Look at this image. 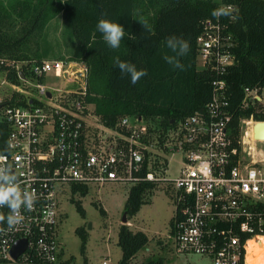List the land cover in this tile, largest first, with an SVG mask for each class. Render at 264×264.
I'll return each mask as SVG.
<instances>
[{
  "label": "built area",
  "instance_id": "built-area-1",
  "mask_svg": "<svg viewBox=\"0 0 264 264\" xmlns=\"http://www.w3.org/2000/svg\"><path fill=\"white\" fill-rule=\"evenodd\" d=\"M231 4H220V6ZM233 6V5H232ZM233 15V13H232ZM226 19L204 17L194 37L195 64L211 70L202 108L171 119L121 115L105 125L85 99L87 65L68 57L0 58V121L4 150L21 186L37 201L22 210L20 225L0 231L6 263L56 264L62 255L60 201L71 186L116 183L127 189L142 180L173 190L166 237L176 253L208 256L211 264H245L247 241L264 235V152L256 149L253 124L240 117L232 133L224 74L233 65L235 40ZM199 63V64H197ZM13 70L17 80H10ZM62 84H56L55 80ZM264 86H242L240 106L264 100ZM12 97V102L8 100ZM177 152L175 174L165 173L167 154ZM7 208L0 212L8 213ZM24 240L16 258L10 249Z\"/></svg>",
  "mask_w": 264,
  "mask_h": 264
},
{
  "label": "trees",
  "instance_id": "trees-1",
  "mask_svg": "<svg viewBox=\"0 0 264 264\" xmlns=\"http://www.w3.org/2000/svg\"><path fill=\"white\" fill-rule=\"evenodd\" d=\"M220 4H231L235 8L233 16L236 19L230 18L228 27L235 40L236 61L228 66L224 77L232 109L230 125L232 133L236 134L238 118L264 119L261 102L240 106L242 86H264V0H0V58H32L17 53V46L29 33L41 30L48 20L59 14L71 40L67 57L82 60L87 65L85 99L93 103L100 120L111 126L117 117L126 114L158 119L160 125L166 126L171 119L202 108L209 97L215 74L196 67L194 37L200 29V21L212 17V11ZM12 18H17L21 24V33L16 36L5 30L6 20ZM101 18L124 27L125 35L118 49H111L96 30ZM172 36L183 38L190 45L188 53L178 58L182 69L174 68L163 58L174 55L165 43ZM46 54L47 49L43 48L33 59L44 58L41 55ZM116 57L134 64L137 70H146L147 75L133 85L130 77L122 75L115 65ZM7 77L17 80L13 70L7 72ZM5 133L6 126L0 121V151L4 150ZM152 187L154 183L142 180L127 189L122 205L126 219L148 201L144 193ZM76 190L80 195L87 191L85 186L73 184L71 192ZM72 201L75 210L83 216L80 201L73 198ZM97 208L99 213H104L102 207ZM168 223H172V215ZM73 231L79 237L83 264H87L84 255L87 233L82 226H75ZM147 240L143 230H133L120 223L115 239L120 250L118 263L164 264L163 257L154 254L147 255L141 262L131 261ZM255 246L257 249L256 241ZM0 264L7 263L0 259ZM236 264H242L241 258Z\"/></svg>",
  "mask_w": 264,
  "mask_h": 264
},
{
  "label": "rangeland",
  "instance_id": "rangeland-1",
  "mask_svg": "<svg viewBox=\"0 0 264 264\" xmlns=\"http://www.w3.org/2000/svg\"><path fill=\"white\" fill-rule=\"evenodd\" d=\"M20 25L17 18H12L6 20L5 30L16 36L21 33ZM70 44L71 40L66 35V28L60 15L57 14L48 20L41 30H33L29 33L17 46V53L33 58L45 48L47 54L41 55L45 58L67 57ZM55 83L61 85L62 81L56 79ZM261 104L264 107V100ZM254 146L264 152V141L255 140ZM178 164L179 154L177 152L167 154L165 173L169 176L175 174ZM126 191L127 186L125 185L106 183L100 186H89L83 195L78 192L71 193V198L78 199L84 208L83 216L75 210L72 200L65 199V195L61 197L59 229L62 255L59 256L60 264H83L82 254L79 252V237L73 231L75 226H82L87 233L84 248L87 264H119L120 250L113 240L116 239V230L120 223L126 224L133 230H143L149 238L131 260L134 263L149 254H154L162 256L164 264H211L208 256L180 254L172 249L170 240L166 237L168 220L173 213V190L171 188L162 183L155 184L144 193V198H148V201L142 203L133 216L122 222V205ZM98 206L102 207L104 213L98 212Z\"/></svg>",
  "mask_w": 264,
  "mask_h": 264
},
{
  "label": "clouds",
  "instance_id": "clouds-1",
  "mask_svg": "<svg viewBox=\"0 0 264 264\" xmlns=\"http://www.w3.org/2000/svg\"><path fill=\"white\" fill-rule=\"evenodd\" d=\"M235 11L234 6L225 5L215 8L212 11V16L216 18L230 17L236 19L232 13ZM96 30L102 34L105 43L111 49H118L121 41L124 38V27L118 22L101 18L96 24ZM167 48L174 53V55H165L163 58L166 63L172 65L174 68H183L179 61V57L185 56L189 49V42L179 37H169L166 40ZM115 65L119 68L122 75L127 74L130 77V82L134 85L142 77L147 75L146 70H137L132 63L121 61L119 57L114 60ZM38 197L35 190H28L21 186V181L13 171L12 166L7 161V156L0 154V209L7 208V214L0 212V226L7 225V230L21 224L24 220L22 210H31ZM0 227V231H4Z\"/></svg>",
  "mask_w": 264,
  "mask_h": 264
},
{
  "label": "bare ground",
  "instance_id": "bare-ground-1",
  "mask_svg": "<svg viewBox=\"0 0 264 264\" xmlns=\"http://www.w3.org/2000/svg\"><path fill=\"white\" fill-rule=\"evenodd\" d=\"M259 136L257 138H262ZM257 243V249L255 246ZM247 258V261H246ZM245 264H264V235L250 238L245 246Z\"/></svg>",
  "mask_w": 264,
  "mask_h": 264
},
{
  "label": "water",
  "instance_id": "water-1",
  "mask_svg": "<svg viewBox=\"0 0 264 264\" xmlns=\"http://www.w3.org/2000/svg\"><path fill=\"white\" fill-rule=\"evenodd\" d=\"M253 136L259 137L263 136L264 138V119L263 120H256L253 124ZM126 218L124 216V213L121 215V221H125ZM24 248V240L23 239H18L16 240L11 249H10V254L12 258H16L18 253Z\"/></svg>",
  "mask_w": 264,
  "mask_h": 264
},
{
  "label": "crops",
  "instance_id": "crops-1",
  "mask_svg": "<svg viewBox=\"0 0 264 264\" xmlns=\"http://www.w3.org/2000/svg\"><path fill=\"white\" fill-rule=\"evenodd\" d=\"M148 239H149V238H148ZM113 241L115 242V239H114ZM145 244H146V243H145ZM145 244H144V245H145ZM139 250H140V248L135 252L133 258L136 256V254H137V252H138ZM133 258H132V259H133ZM142 260H143V259H140L138 262H141Z\"/></svg>",
  "mask_w": 264,
  "mask_h": 264
}]
</instances>
